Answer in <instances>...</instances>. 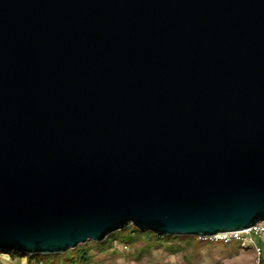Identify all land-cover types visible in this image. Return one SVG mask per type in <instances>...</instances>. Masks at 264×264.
Wrapping results in <instances>:
<instances>
[{
  "label": "water",
  "instance_id": "water-1",
  "mask_svg": "<svg viewBox=\"0 0 264 264\" xmlns=\"http://www.w3.org/2000/svg\"><path fill=\"white\" fill-rule=\"evenodd\" d=\"M262 222L264 0H0V253Z\"/></svg>",
  "mask_w": 264,
  "mask_h": 264
},
{
  "label": "crops",
  "instance_id": "crops-1",
  "mask_svg": "<svg viewBox=\"0 0 264 264\" xmlns=\"http://www.w3.org/2000/svg\"><path fill=\"white\" fill-rule=\"evenodd\" d=\"M175 241V243H174ZM156 241L149 246L148 257H131L124 252L127 249L112 246L91 249V260L87 264H253L255 251L252 245L243 246L240 242L228 244L201 242L197 238L175 237L163 244ZM196 243L195 245L192 243ZM263 249L262 264H264V237L257 241ZM63 257L29 256L0 254V264H68ZM71 264H85L72 263Z\"/></svg>",
  "mask_w": 264,
  "mask_h": 264
},
{
  "label": "built area",
  "instance_id": "built-area-1",
  "mask_svg": "<svg viewBox=\"0 0 264 264\" xmlns=\"http://www.w3.org/2000/svg\"><path fill=\"white\" fill-rule=\"evenodd\" d=\"M264 237V222L255 225L250 231H236L220 233L213 236L197 237L201 242H214L228 244L240 242L243 246L252 245L255 251L253 264H262L263 249L257 241ZM127 249V247H125Z\"/></svg>",
  "mask_w": 264,
  "mask_h": 264
},
{
  "label": "trees",
  "instance_id": "trees-1",
  "mask_svg": "<svg viewBox=\"0 0 264 264\" xmlns=\"http://www.w3.org/2000/svg\"><path fill=\"white\" fill-rule=\"evenodd\" d=\"M124 232H131L135 235H142V236H146L148 237L150 240H161V241H168L170 240L172 237H161L158 235H155L153 233L147 232V233H142L139 230H137L135 227L130 226L128 228H126L123 231H118L114 234H112L111 237V241H124L126 243H132V241H134V239L132 238V236H122V234ZM132 234V235H133ZM108 240V239H107ZM110 241V242H111ZM106 243V240L100 244L104 245ZM86 245H80L77 249L75 250H69L66 254L64 255H58L59 257H63L66 259L67 262H72V263H89L91 260V249L90 248H86ZM12 255H19V254H12ZM70 255V256H69ZM42 255H37V256H29L30 258H34V257H41ZM50 256H54V257H58L56 255H50Z\"/></svg>",
  "mask_w": 264,
  "mask_h": 264
},
{
  "label": "rangeland",
  "instance_id": "rangeland-1",
  "mask_svg": "<svg viewBox=\"0 0 264 264\" xmlns=\"http://www.w3.org/2000/svg\"><path fill=\"white\" fill-rule=\"evenodd\" d=\"M131 232H124L122 234V236H132V238L134 239V241H132V243H126L124 241L118 240V241H111V237L108 238V240H106V243L104 245L100 244V243H95V242H88L86 245V248H90V249H94L96 247H106V246H112L114 248H121L122 250H124V247H129L130 250H125L124 252L127 254H131V257H137V256H143V257H148V248L149 246H154V244H156V240H150L148 237L146 236H142V235H135ZM184 238H191V239H195L196 237H190V236H186ZM111 241V242H110ZM175 243V241H174ZM194 245L196 243L192 242ZM163 244H166V242L164 241ZM3 254V253H0ZM64 255V254H63ZM70 256V255H69ZM68 264H71V262H69Z\"/></svg>",
  "mask_w": 264,
  "mask_h": 264
}]
</instances>
